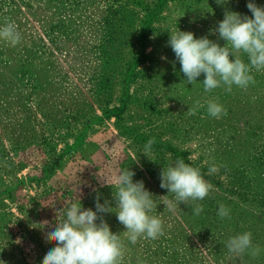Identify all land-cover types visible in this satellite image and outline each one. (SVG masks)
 <instances>
[{"label": "rangeland", "instance_id": "374dc122", "mask_svg": "<svg viewBox=\"0 0 264 264\" xmlns=\"http://www.w3.org/2000/svg\"><path fill=\"white\" fill-rule=\"evenodd\" d=\"M248 2L0 0V26L7 20L21 34L16 46L0 40V264H41L57 210L95 211L98 195L112 207L102 218L124 243L122 264H264V70H253L247 89L206 92L203 74L187 84L167 43L180 30L224 46L210 30L225 10L252 17ZM210 100L227 115L209 116ZM177 159L213 185L204 200L179 204L160 187L162 168ZM122 169L153 194L157 239L125 236L112 184ZM221 204L230 218L219 217ZM244 232L258 256L228 251Z\"/></svg>", "mask_w": 264, "mask_h": 264}, {"label": "clouds", "instance_id": "9594fccd", "mask_svg": "<svg viewBox=\"0 0 264 264\" xmlns=\"http://www.w3.org/2000/svg\"><path fill=\"white\" fill-rule=\"evenodd\" d=\"M226 0H217L224 4ZM252 17L242 16L238 12L225 10L224 18L218 22L211 34H217L226 43L210 40L208 36L196 38L190 31H175L170 33L168 45L179 61L180 71L187 84H195L202 74L204 90L211 92L218 87H225L231 92L232 87L247 89L255 83L253 70H264V7H259L252 0L247 3ZM0 40L16 46L21 41V34L14 23L5 21L0 26ZM239 53L248 57L249 63L241 58ZM207 113L214 118L227 115L226 109L217 102H207ZM191 114H195L191 112ZM155 138H151L145 145V152L151 150ZM218 168L213 165L209 174ZM135 173L131 169H122L115 176L112 184L116 191L113 195L117 220L125 228L127 239L135 244L138 239H157L163 235V222L150 215L157 209L153 194L144 186L143 181H133ZM160 187L174 194L175 202L187 205L189 201L204 200L213 189V185L204 179L198 168L186 164L183 159H177L174 165L162 168L160 172ZM103 185L112 187L105 181ZM162 204L172 211L176 207L167 195L161 196ZM108 201L100 203L99 195L95 202V211L91 208L83 209L80 204L70 203L66 208L57 211L61 219L45 234L46 242L52 243L44 255L41 264H122L124 257V243L119 234L113 233L110 226L102 218L103 214L113 212ZM193 214L199 215L203 211L201 205L193 208ZM218 215L221 219L230 218V210L223 204L219 206ZM99 220V223L97 221ZM49 226L48 221L43 222ZM226 247L230 253L240 255L245 252L255 257L260 253L258 246H253L252 234L244 232L229 238Z\"/></svg>", "mask_w": 264, "mask_h": 264}]
</instances>
